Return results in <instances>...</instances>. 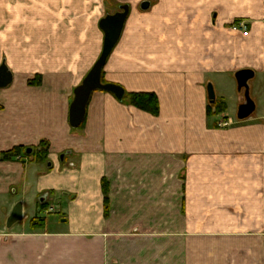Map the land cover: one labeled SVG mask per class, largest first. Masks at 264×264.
I'll use <instances>...</instances> for the list:
<instances>
[{
	"label": "crops",
	"instance_id": "obj_1",
	"mask_svg": "<svg viewBox=\"0 0 264 264\" xmlns=\"http://www.w3.org/2000/svg\"><path fill=\"white\" fill-rule=\"evenodd\" d=\"M34 3L18 23L9 1L0 32L12 74L0 89V264H264V0ZM122 6L102 80L125 97L93 93L71 129L73 91L102 51L99 22ZM241 70L254 73L256 110L240 122ZM208 84L221 114L207 113ZM132 93L155 94L158 115L130 106ZM17 203L23 220L7 229ZM54 205L63 220L32 229Z\"/></svg>",
	"mask_w": 264,
	"mask_h": 264
},
{
	"label": "water",
	"instance_id": "obj_2",
	"mask_svg": "<svg viewBox=\"0 0 264 264\" xmlns=\"http://www.w3.org/2000/svg\"><path fill=\"white\" fill-rule=\"evenodd\" d=\"M147 7V2L141 5V9H146ZM128 13V6H122L119 8L118 12L112 15H107L99 22V29L104 35L102 51L93 67L82 80L81 84L73 91V100L68 110V125L71 129H78L84 123L86 109L93 93L104 92L111 94L119 102H122L123 98L125 97V91L122 87L114 84L102 83V71L108 57L120 40ZM253 78L254 73L250 70L238 71L234 76L238 91H243L244 95V103L238 107L236 114V118L240 122L251 117V115L256 110L255 103L250 97L249 87V82ZM11 82L12 74L3 61L0 65V89L7 88ZM206 91L208 103L209 105H213L215 103L216 97L211 84L207 85ZM31 151V149H28L26 153L30 154ZM63 157L64 156H61V158ZM22 220V204L17 203L7 218V229H10L12 226L21 222Z\"/></svg>",
	"mask_w": 264,
	"mask_h": 264
},
{
	"label": "trees",
	"instance_id": "obj_3",
	"mask_svg": "<svg viewBox=\"0 0 264 264\" xmlns=\"http://www.w3.org/2000/svg\"><path fill=\"white\" fill-rule=\"evenodd\" d=\"M35 81H30L29 84L33 85ZM102 83L105 84V82L102 80ZM128 103L130 106L133 108H136L140 111L146 112L152 116H157L159 113V103L158 99L155 94L153 93H132L127 95ZM222 108H220V105L215 102L213 105H209L207 108V113L208 115H217L219 114ZM84 126V123L81 125L80 128ZM21 149L20 148H15L9 152L3 153L2 158L3 159H11L13 157H18L20 155ZM39 152V159L41 160V157H45L46 152H47V147L45 143H41L40 147L38 148ZM104 204L106 207V212H107V207H108V202L107 199L104 198ZM43 206V205H42ZM44 225L43 220H32V229L36 228H42Z\"/></svg>",
	"mask_w": 264,
	"mask_h": 264
},
{
	"label": "rangeland",
	"instance_id": "obj_4",
	"mask_svg": "<svg viewBox=\"0 0 264 264\" xmlns=\"http://www.w3.org/2000/svg\"><path fill=\"white\" fill-rule=\"evenodd\" d=\"M9 1L10 2L11 1H16V6H17L16 7L17 8L16 9L17 10V19H18V23H19L22 19H24L26 8L29 10L32 6H35V3L34 2L36 0H0V3H3V4H1V8H3V9H1V13H0L1 14L0 15V30H1L0 32L7 31V29L5 27H7L8 22H9V6H8V2ZM4 2L6 3L5 4L6 6L4 5ZM2 60L0 61V64H1V62H3ZM221 107L222 106L220 105V108ZM219 114H221V112ZM235 123L236 122L234 120H232V125L235 124ZM33 206L34 205L31 204L28 207L29 208L28 210H31L32 208H34ZM54 206H55V210H56V213L55 214H52V215L48 216L44 212L41 213V215H43L45 217L44 225L42 227L43 229L46 226V222L50 223V222L55 221V222L59 223V222H61V220H63V217H61V215H60L61 208H58L56 205H54ZM63 208H65V206L62 207V211H63ZM27 218H28V215H27ZM21 222L15 224V225H19ZM52 224L53 223H51V225ZM57 225L60 226V227L64 226L63 224H57ZM29 226H30V222H29ZM51 228H52V226H48V230H51Z\"/></svg>",
	"mask_w": 264,
	"mask_h": 264
},
{
	"label": "built area",
	"instance_id": "obj_5",
	"mask_svg": "<svg viewBox=\"0 0 264 264\" xmlns=\"http://www.w3.org/2000/svg\"><path fill=\"white\" fill-rule=\"evenodd\" d=\"M230 30L235 33V34H239L243 37H247L249 34V30L247 25L244 22H236L233 23L230 27ZM232 125V121L231 120H227L225 122H222L220 124L221 127H227V126H231Z\"/></svg>",
	"mask_w": 264,
	"mask_h": 264
}]
</instances>
